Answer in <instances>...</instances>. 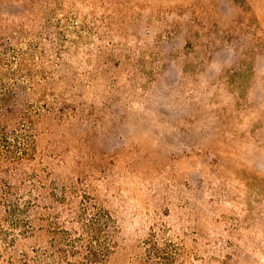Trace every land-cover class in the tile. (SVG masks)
Segmentation results:
<instances>
[{
  "label": "rangeland",
  "instance_id": "obj_1",
  "mask_svg": "<svg viewBox=\"0 0 264 264\" xmlns=\"http://www.w3.org/2000/svg\"><path fill=\"white\" fill-rule=\"evenodd\" d=\"M23 50L56 64L61 105L82 98L92 120L85 136L57 138L68 167L0 173V192L11 182L53 206L42 220L59 236L50 252L66 245L53 215L61 194L86 191L82 250L97 255L74 263L68 234V264H264V0H0L10 86L28 84L10 73ZM115 209L123 235L108 224ZM19 230L12 217L0 224V264H23L33 242Z\"/></svg>",
  "mask_w": 264,
  "mask_h": 264
},
{
  "label": "trees",
  "instance_id": "obj_2",
  "mask_svg": "<svg viewBox=\"0 0 264 264\" xmlns=\"http://www.w3.org/2000/svg\"><path fill=\"white\" fill-rule=\"evenodd\" d=\"M61 56L62 54L59 57ZM31 59L30 53L23 50L20 53L19 65L10 72L14 75L27 76L28 84L26 86L22 84L24 82H14L10 86L6 84L4 76H0V173L12 167H18L20 164L36 165V167L41 165L49 173L56 172L59 168L68 167L65 164L66 159L60 152H56L57 138L67 135L71 130H76L81 138V136H85L83 132L87 131L86 125L92 121L89 115L84 112L82 98L78 101L79 108L73 107L72 111L68 110L67 106L61 105L63 94L58 92L60 90L65 92V89L60 81L57 82L60 74L59 68L55 67L56 64L34 62ZM40 96L43 97L44 102L39 109H25V102L35 100ZM16 124H22V134ZM19 137H22L23 141ZM15 140L18 142H14ZM72 145L71 147L74 148V143ZM83 149L85 152L87 146ZM58 163L60 165H56ZM73 163L79 167V158H76ZM6 185L8 189L0 192L1 227L3 229L6 221L12 217L20 229L17 232L18 239L25 243L33 242L25 244L23 264H51L48 259L52 256L60 264H68V234L73 242L72 247L76 249L71 253L73 257H70V260H74V263L78 258L87 262H89L88 258L93 260L97 253L91 248L89 251L87 250L88 255L85 256V249L82 250L83 233L80 231L83 224L88 225L87 216L92 213L89 207V198L93 193L86 194L85 191L76 196L68 194L66 190L61 194L62 198H60V203L53 215L63 229L62 234L66 236L64 239L66 245L50 252L48 247L49 244H52L50 240L59 238V236L55 234L54 237H50L52 230L48 226L49 224L44 226L42 220L49 221L51 215L49 210L53 206L43 204L40 194L34 190L26 193L15 192L10 189L11 182ZM41 207H44L46 211ZM121 212L123 210L115 209L107 213V216L109 217L108 224L116 221L122 223L118 231L120 235H123L125 227L129 228V226H125L122 221ZM68 214H71L69 219ZM93 217L90 219L93 220L92 224L90 223L91 227L99 232L98 219ZM119 241L116 242V245L120 244L121 248L126 246L122 239ZM40 242L44 244H39ZM106 247L107 252L110 251V248ZM82 254L84 257L81 256Z\"/></svg>",
  "mask_w": 264,
  "mask_h": 264
}]
</instances>
